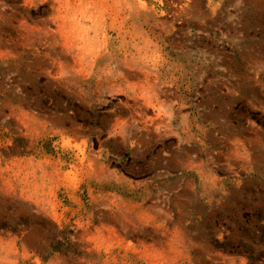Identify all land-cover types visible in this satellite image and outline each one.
I'll list each match as a JSON object with an SVG mask.
<instances>
[{"label": "rangeland", "instance_id": "rangeland-1", "mask_svg": "<svg viewBox=\"0 0 264 264\" xmlns=\"http://www.w3.org/2000/svg\"><path fill=\"white\" fill-rule=\"evenodd\" d=\"M141 1L155 10L148 27L126 18L137 0H0V264H115L161 231L201 234L199 248L264 264V0ZM122 37L136 44L131 72H178L159 86L182 93L186 128L178 117L168 128L181 141L164 131L131 151L120 140L130 116L155 113L92 71ZM235 139L245 150L236 144L226 173ZM190 147L213 170L203 176L229 182L180 184L197 179L183 170ZM213 151L220 163L208 161ZM163 152L178 153L173 169L155 166Z\"/></svg>", "mask_w": 264, "mask_h": 264}, {"label": "bare ground", "instance_id": "bare-ground-1", "mask_svg": "<svg viewBox=\"0 0 264 264\" xmlns=\"http://www.w3.org/2000/svg\"><path fill=\"white\" fill-rule=\"evenodd\" d=\"M137 1H138L137 2L138 7L135 6V7H137L136 9H134V10L127 9L126 10V12H128L126 18H129V16H132L133 18L139 16L140 18H142L144 20V22L140 23L141 27H143V26L148 27L147 26L148 23H146L145 20L147 17H150L151 14L154 13V11H153V9H147V8L143 7L144 4H142L143 2L141 0H137ZM126 7L130 8L129 5H127ZM163 28L167 33H169V32L171 33L174 29L173 26H168V25L164 26ZM46 30H48V29H46ZM118 32H119V30H116V33H117L116 37H115L116 39L119 37V36H117ZM154 37H156V35ZM118 43H119L118 46L107 47V51L104 54L95 57L96 61L92 65V71H94L95 77L96 78L102 77L101 80H102V82H105V84H104L105 88L110 89L112 92H115V91H113V88L119 87V85L121 83L125 84L128 91H130V93L128 92V94H127L131 97L130 100L132 102H135L136 100L139 102V106H137V108H136L139 112H141V110L142 111L146 110V109L148 110V108L155 110V113L152 116L151 115L143 116L141 113H139L138 119H135L133 116H130V118L132 119L131 123L126 125L127 123L123 122L119 128L120 130H119L118 135H119L120 140L122 142H126L128 147L131 149V151H139V148L146 143V140L148 139V137L150 135L159 136L162 134L166 135V134L175 133L178 135V138L180 137L179 140L181 141L182 138L178 132H174V131H172V129L168 130V128L171 127L172 122L174 120L176 121V119H177V117L173 115L172 110H165L164 111V110L160 109V106H156V105H153L151 103V101L153 99L152 97H154L153 95L155 94V91H158L157 87H159L160 84L167 83L165 81H160L159 78L163 75H166L168 77H172L173 75H175L174 73H178V72H147L144 69V67L141 65H140V67L137 68V72H131L132 65H131V63H129L127 61L126 56L132 55L130 53L131 49H136V44L133 41H131V42L126 41L125 37L124 38L122 37L121 40L118 41ZM119 56H122V59L119 58ZM105 58H107V60H109L110 62L100 65L99 62ZM109 66H112V68L115 69L117 72H113V70ZM93 68H94V70H93ZM123 69H125L124 72H123ZM129 79H131L133 81L130 82V81H128ZM176 80L177 79H171L169 84L172 82L176 83ZM114 84H115V87H113ZM121 90L123 91V89H121ZM159 92L160 91H158L157 93H159ZM175 94H177V93H175ZM155 102L157 105L160 103V101L158 99H155ZM180 106H178L175 109V111L179 112L178 118H180V115H181ZM185 121L186 120L181 115V118H180V126L182 129L181 131H184V129L186 128ZM115 124H117V121ZM164 131H167L168 133H166ZM182 135L186 136L187 132L186 131L182 132ZM236 144L239 145V149H244L242 142L240 140L235 139L232 142V146H233V147H231L232 149H230L229 152L225 156H223L225 158L224 161L226 162L225 168H224L226 173L229 171H231V173L233 172L231 170L232 166L230 164L231 158L235 160L237 157L241 156V153L237 149ZM74 148H76V147H74ZM190 148H191V154H189V157H187V159L184 158L185 162L182 161V164L184 166V168H183L184 173H186V174L196 173L197 179H196V181L190 182L191 184L194 183V186L205 187L208 185V186L215 187L217 185L223 184L224 182H229V180H227V177H226L229 174H226L222 178H218L217 175L215 176V174L203 176L202 173H204V172L205 173H210V172L213 173V170L207 166V162L201 164L199 162V160H197V156H192L193 148L192 147H190ZM208 148L206 147V149L204 150L206 152L205 154H207V155H209ZM72 149H73V147H72ZM135 149H137V150H135ZM168 155H170V154L166 155L165 162H162L161 156L157 154L156 159H155V166L156 167L162 166V167H165L167 169H171V168L173 169L174 165L176 164L174 162V160L179 158L178 153L175 152V154H172L170 156H168ZM167 156H168V158H167ZM219 156H220L219 152L213 151L210 155V160H208V161L220 163L221 159L219 158ZM75 157L78 161L77 165L82 166L84 164L83 160H84L85 156L83 154L79 153ZM85 161L87 163L85 165H83V168H87L86 166L89 163V159L85 157ZM78 168H80V167H78ZM88 172H89V170H88ZM149 182L150 181H145L144 184H148ZM157 237H158V240L155 239L154 240L155 243H153V244H156V242H160L161 245L158 244V249L156 251L152 250V249L150 250L151 251L150 253L153 254V258H154L153 260L146 257V253L137 252L138 250H137L136 246L130 245L132 250L129 251V253H132L133 255L129 256V257L124 256L121 259L115 260V262H116L115 264H235V263H237L236 262L237 258H235V257H230V256L224 257V256L220 255L219 253H215V252H213L207 248H197L196 246L192 245V239H194L195 237H192V238H190V236L185 237L182 234L165 236L164 233L158 234ZM173 241H175V243H173ZM195 243H196V241H195ZM164 245L166 246V248L164 247ZM214 253L220 257L219 260L216 259V255ZM126 254H127L126 250H123V255H126ZM238 264H245V262H243L242 260H239Z\"/></svg>", "mask_w": 264, "mask_h": 264}, {"label": "crops", "instance_id": "crops-1", "mask_svg": "<svg viewBox=\"0 0 264 264\" xmlns=\"http://www.w3.org/2000/svg\"><path fill=\"white\" fill-rule=\"evenodd\" d=\"M153 11H155L154 9H153ZM157 90L158 91H160L159 93H157L158 91H155V94L153 95L154 97H152L153 99H152V101H151V103L153 104V105H156V106H160V107H164V110L165 109H169V110H174V109H176L178 106H180V109L181 108H183L184 106H186V105H184V99H183V96L181 95L182 93L181 92H179L180 90H179V88H177V85H173V84H171V85H167V86H159V87H157ZM148 93V92H147ZM175 93H177V94H175ZM155 99H158L159 101H160V103L157 105L156 104V102H155ZM166 100V101H165ZM179 100V101H178ZM130 102V100H127V103H129ZM133 104H135V103H133ZM176 104V105H175ZM129 106V105H128ZM149 109V108H148ZM173 112V111H172ZM152 115H154V112L151 114V116ZM173 115L174 116H176V117H178L176 114H175V110H174V113H173ZM182 115V114H181ZM181 115H180V118H181ZM184 116H182V117H184V119H187V117L188 116H185V114H183ZM179 122H180V120H179ZM144 145H142V147H143ZM168 153H165V152H163L161 155H167ZM127 184V185H131V183L129 182V183H127V182H124V184ZM176 183H180V182H176ZM180 184H184V185H186V186H188V187H196V188H203L204 190H206V189H208V188H211V189H213V186H205V187H203V186H194V183H180ZM143 185H147V184H144L143 183ZM209 190V189H208ZM210 195V196H209ZM212 196H213V194H211V193H208V197H210V198H212ZM146 219L145 218H142V219H140V218H133L132 219V221L134 222H137V224H139V227L137 228V230L138 229H140V227L142 226V225H144L145 224V221ZM154 221V220H153ZM152 221V222H153ZM141 223V224H140ZM134 227V226H133ZM156 229H157V227H156ZM136 230V231H137ZM157 231H158V229H157ZM135 233L136 232H134V235H135ZM160 233H164V235L165 236H169V235H176V234H182V235H184L185 237H189L190 235H186V234H184V233H172V234H169V232L167 233V232H165V231H161V232H156L155 234H153V235H151V236H156L157 237V235L158 234H160ZM133 235V236H134ZM190 237H192V236H190ZM195 238H199V237H204V236H202L201 234H199V235H196V236H194ZM195 241H197V240H195ZM195 241H193L192 240V245H194V246H196L197 248H199V246L198 245H196V243H195ZM153 243H155L154 242V240H152V243L150 244V245H148V246H146V245H144V244H142L141 245V243L140 242H138L137 243V247H139V248H141V249H139L138 251L139 252H142V253H146V254H148V253H150L151 251V249L152 250H157L158 249V244H160L161 245V243L160 242H156V244H153ZM173 243H175V241H173ZM132 246H136V244H133ZM201 246H203L204 247V245H201ZM164 247L166 248V246L164 245ZM144 256V255H143Z\"/></svg>", "mask_w": 264, "mask_h": 264}]
</instances>
